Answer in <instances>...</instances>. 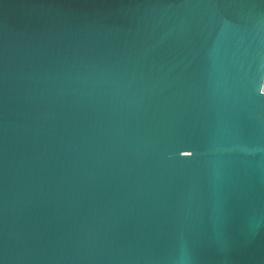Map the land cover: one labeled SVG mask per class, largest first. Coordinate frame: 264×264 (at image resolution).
Wrapping results in <instances>:
<instances>
[{
  "label": "water",
  "instance_id": "1",
  "mask_svg": "<svg viewBox=\"0 0 264 264\" xmlns=\"http://www.w3.org/2000/svg\"><path fill=\"white\" fill-rule=\"evenodd\" d=\"M0 264H264V0H0Z\"/></svg>",
  "mask_w": 264,
  "mask_h": 264
}]
</instances>
